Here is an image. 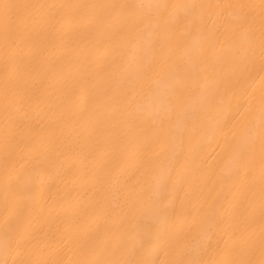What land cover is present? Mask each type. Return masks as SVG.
Returning <instances> with one entry per match:
<instances>
[{
    "label": "bare ground",
    "instance_id": "obj_1",
    "mask_svg": "<svg viewBox=\"0 0 264 264\" xmlns=\"http://www.w3.org/2000/svg\"><path fill=\"white\" fill-rule=\"evenodd\" d=\"M0 264H264V0H0Z\"/></svg>",
    "mask_w": 264,
    "mask_h": 264
},
{
    "label": "rangeland",
    "instance_id": "obj_2",
    "mask_svg": "<svg viewBox=\"0 0 264 264\" xmlns=\"http://www.w3.org/2000/svg\"><path fill=\"white\" fill-rule=\"evenodd\" d=\"M194 232V228L193 227H191L190 229H189V232H188V234L189 235H191L190 233H193Z\"/></svg>",
    "mask_w": 264,
    "mask_h": 264
}]
</instances>
